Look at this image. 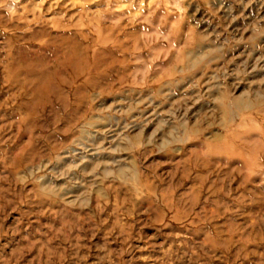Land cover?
<instances>
[{"label":"rangeland","instance_id":"rangeland-1","mask_svg":"<svg viewBox=\"0 0 264 264\" xmlns=\"http://www.w3.org/2000/svg\"><path fill=\"white\" fill-rule=\"evenodd\" d=\"M0 264H264V0H0Z\"/></svg>","mask_w":264,"mask_h":264}]
</instances>
